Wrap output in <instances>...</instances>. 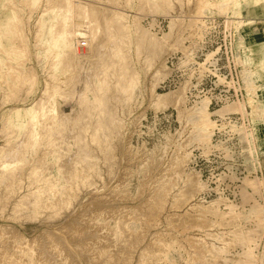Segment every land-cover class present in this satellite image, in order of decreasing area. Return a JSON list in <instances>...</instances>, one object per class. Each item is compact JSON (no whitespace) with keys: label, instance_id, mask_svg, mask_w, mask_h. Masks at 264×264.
Listing matches in <instances>:
<instances>
[{"label":"rangeland","instance_id":"1","mask_svg":"<svg viewBox=\"0 0 264 264\" xmlns=\"http://www.w3.org/2000/svg\"><path fill=\"white\" fill-rule=\"evenodd\" d=\"M74 1L114 10L128 31L114 27L112 41L104 32L90 47L74 36L89 34L85 20L59 26L58 0H0V176L13 170V192L0 199V264H264V0ZM136 20L155 39L171 32L162 54L137 39ZM113 44L138 74L132 85ZM47 84L48 103L77 116L73 131L44 128L35 112ZM173 91L181 106L157 101ZM205 99L208 142L189 111ZM44 152L56 193L38 188L50 179L33 169ZM189 175L203 185L187 198ZM41 195L69 199L57 208Z\"/></svg>","mask_w":264,"mask_h":264},{"label":"bare ground","instance_id":"2","mask_svg":"<svg viewBox=\"0 0 264 264\" xmlns=\"http://www.w3.org/2000/svg\"><path fill=\"white\" fill-rule=\"evenodd\" d=\"M59 1V4L61 5V7H62V10L64 11V17L61 19V22L59 23V26L61 27V28H64V29H71V27L75 24H73V21H74V19L75 18H80V19H83V20H85L86 22H87V24H88V26H89V28H90V32H89V34L87 35L85 32H82V31H80V30H76L75 32H74V36H75V38H79V37H88V40H89V46L90 47H92V46H94L95 45V43L97 42V40H99V38H102V37H104V36H102L101 37V35L104 33V32H108V35H107V37H106V40H108L109 42L110 41H112V40H110V32H111V29L112 28H114V27H116V30H118L119 29V31L118 32H121L120 30H122V29H124V31H125V29L127 30V26H125V25H123V24H119V20H118V15L115 13V12H112V11H114V10H112V11H107V12H103L102 11V9H100L99 7H98V5L96 4V3H90L89 1V3H78V2H75L74 0H58ZM48 2V1H47ZM142 4V3H141ZM105 11V10H104ZM120 11H118V14L120 15V13H119ZM137 17V16H136ZM134 19H136V18H134ZM137 20H138V18H137ZM136 20V21H137ZM121 21V20H120ZM263 21H264V19H263ZM262 21V22H263ZM140 23V22H139ZM139 23H138V21L136 22V23H134L135 24V28H136V31H137V39H139V40H141V41H143V42H145L146 44H148L149 46H150V48H152V50H153V56H155L158 52H160L162 49H163V47L166 45V42H167V40L169 39V37H170V33L171 32H169V33H167V34H165V36L164 37H162L161 39H155L153 36H151V35H153V34H149L147 31H145V29L143 30L142 28H141V24L139 25ZM78 24V23H77ZM151 25L153 26L154 24L153 23H151ZM152 26H148L150 29H152L153 30V28H152ZM129 27V26H128ZM173 28V27H172ZM128 31V30H127ZM135 31V30H134ZM171 31H172V29H171ZM263 34H264V32H263ZM121 36H122V34H121ZM124 36V35H123ZM157 38V37H156ZM84 39V38H83ZM83 39H81V41H80V43L82 42V40ZM104 39V38H103ZM115 40V39H114ZM101 41H103V40H101ZM100 42V41H99ZM114 42H117V41H114ZM79 43V44H80ZM102 43V42H101ZM100 43V44H101ZM119 43V42H118ZM118 43H116V44H118ZM144 43V44H145ZM110 44V43H109ZM108 44V45H109ZM97 46V45H96ZM100 46V45H99ZM99 46L98 47H96V49L97 48H99ZM122 47H124V46H122V45H115L114 46V44H113V48H114V54L115 55H117L120 59H121V62H122V66H121V70H122V74L120 73V79L121 80H123L124 81V84L125 85H132L133 83H135L136 81H137V79H138V74H135V75H132L131 73H130V71H131V69L129 70V65H128V62H127V60H126V56H125V51L123 50V48ZM94 48V47H93ZM106 48V47H105ZM109 48L110 49H112V43L109 45ZM108 48V49H109ZM95 49V50H96ZM95 50H93L94 52H95ZM107 50V49H106ZM163 50H165V49H163ZM163 50H162V52H163ZM78 51H79V46H78ZM100 51V50H99ZM98 51V52H99ZM110 51V50H109ZM113 52V51H112ZM74 53H75V51H74ZM96 53V52H95ZM108 53V52H107ZM106 53V54H107ZM161 53V52H160ZM97 54V53H96ZM103 54V53H102ZM110 54V53H109ZM162 54V53H161ZM93 56H96V55H94V54H92ZM101 56V55H100ZM111 56V55H110ZM105 58H106V56H104ZM160 57V56H159ZM99 59H100V57H98ZM101 58H103V57H101ZM109 58V57H108ZM153 58V57H152ZM104 59V58H103ZM94 60H95V58H94ZM93 60V61H94ZM97 60V59H96ZM105 60V59H104ZM107 60V59H106ZM99 61L100 60H98V63H99ZM153 61V60H152ZM103 63V62H102ZM70 64V63H69ZM73 64V63H72ZM92 64H93V62H92ZM100 64V63H99ZM152 64V63H151ZM74 66V65H73ZM95 66V65H94ZM100 67V66H99ZM69 68V67H68ZM74 68V67H73ZM102 68V67H101ZM149 68V67H148ZM103 69V68H102ZM73 70V69H72ZM90 70V69H89ZM154 70V69H153ZM100 71H101V69H100ZM73 72V71H72ZM133 72V71H132ZM90 73V72H89ZM133 73H135V70H134V72ZM167 73V68H166V66H165V64H163L161 67H159V68H156L155 69V72L153 73L154 75H153V81H155V82H157L158 81V79H160L161 77H163V75H165ZM88 74V73H87ZM70 75H72V74H70ZM79 75V74H78ZM94 74H92V76H93ZM98 75H99V73H98ZM97 75V76H98ZM102 76V75H101ZM72 77V76H71ZM71 77H70V79H71ZM90 77H91V75H90ZM69 78V77H68ZM87 80H88V78H86ZM91 79V78H90ZM90 81V80H89ZM101 81H102V79H101ZM154 82V83H155ZM71 83V82H70ZM93 83H94V81H93ZM153 83V84H154ZM69 84V83H68ZM75 85V84H74ZM46 86V85H45ZM73 86V85H72ZM153 86V85H152ZM61 87V86H60ZM74 87V86H73ZM76 87V86H75ZM154 87V86H153ZM50 88H52L49 84H47V87H46V89L44 90V92L42 93V95H41V97L39 98V100L36 102V104H35V112L37 113V115H38V117L40 118V120L42 121V124L44 125V128H49V129H52L53 127H54V125H57L58 123L57 122H59V125H60V128L62 127L63 129H64V131H67L68 129L70 130V131H73V130H71L70 128L71 127H73V126H75L76 125V123L78 122V119L74 116L75 114H74V112H72V113H63L62 111H60L59 110V108H58V106H57V103H56V101L55 102H53V103H48V99L47 98H49L50 97V95H49V93H50V91L49 90H51ZM133 88V87H132ZM256 88V86H254L253 84H252V89H255ZM56 89V88H55ZM61 90V89H60ZM59 90V91H60ZM63 91V90H62ZM62 91H61V93H62ZM72 91V90H71ZM57 93V90L56 91H52V93ZM182 92H179V94H177V92L175 93L174 91L173 92H170V93H160V92H158V94H157V101L158 102H165L166 100H169L170 102H174V103H172L173 105H180L181 103H182V101H183V94H181ZM156 94V93H155ZM83 97V96H82ZM51 98V97H50ZM97 99H99L98 100V103H99V105H102V103H103V100H104V97H103V95H100ZM168 102V101H167ZM47 104H50V105H47ZM168 104V103H167ZM169 105V104H168ZM103 106V105H102ZM181 106V105H180ZM179 106V107H180ZM101 108V107H100ZM184 110V109H183ZM189 111H192L197 117H195V122H197V123H201V125H203V130L200 132V138H201V140L202 141H204V142H208V141H210L211 140V138H210V127L213 125V121H212V118H211V112H210V110H209V99H205V100H203L202 102H201V104L200 105H198L196 108H192V109H190ZM100 112H102V109L100 110ZM107 115V114H106ZM102 118V117H101ZM39 120V119H38ZM32 122V121H31ZM30 122V123H31ZM56 123V124H55ZM79 123V122H78ZM77 123V124H78ZM33 124V123H32ZM31 124V125H32ZM90 125V124H89ZM89 125H88V127H89ZM97 125V124H96ZM80 126V125H79ZM104 126V125H103ZM33 127V126H32ZM58 127V126H57ZM77 126H75V128H76ZM82 127V126H81ZM240 127V126H239ZM31 128V127H30ZM55 128V127H54ZM32 129V128H31ZM62 129V130H63ZM82 129V128H81ZM101 129V128H100ZM103 129V128H102ZM68 130V131H69ZM201 130V129H200ZM199 130V131H200ZM53 131V130H52ZM102 131V130H101ZM100 131V132H101ZM31 132V131H30ZM40 132V131H39ZM55 132V131H54ZM63 132V131H62ZM33 133V132H32ZM56 133H57V131H56ZM63 133H65L66 135H67V133L68 132H63ZM96 133H98V130H96L95 132H94V134H96ZM41 134H42V132H41ZM41 134H39V135H41ZM58 134V133H57ZM64 134V135H65ZM77 134V132L74 134V135H76ZM37 135L38 134H36V137H37ZM55 135V134H54ZM64 136L65 138L67 137V136ZM110 135V134H109ZM59 136H60V134H59ZM79 135H77V136H75V138L76 137H78ZM95 136V135H94ZM247 136V135H246ZM49 137H50V135H49ZM73 137V136H72ZM199 137V136H198ZM39 138V137H38ZM41 139V138H40ZM60 139V138H59ZM61 139H63V138H61ZM77 140V139H76ZM59 141V140H58ZM8 143L4 146V147H2V149H7L8 147V145H11V144H9V142H10V140L9 141H7ZM61 142V141H60ZM63 143H64V141H62ZM97 142V141H96ZM99 142V141H98ZM203 142V143H204ZM12 144H14V143H12ZM20 144V143H19ZM76 144V143H75ZM16 145V144H15ZM53 145H55V144H53ZM206 145V144H205ZM17 146V145H16ZM56 146V145H55ZM64 145H62V147H63ZM66 146V145H65ZM18 148V147H17ZM63 148H65V147H63ZM13 151H15V152H17V150H13ZM12 151V152H13ZM66 151V150H65ZM12 152L10 151V153L12 154ZM49 152V151H48ZM48 152H44V155H43V157H41L42 159H41V161L43 162V163H41V164H38L37 166H35L33 169H37V170H42L43 168L47 171L46 173H44V172H41L40 174L42 175V176H48L50 179L49 180H47V182H46V180H45V183L43 182L42 184H40L39 185V187L38 188H46V187H48L49 188V190H51V192H55L56 193V191H57V189L55 188L56 187V184L58 183V181L57 180H55L53 177H52V175L50 174V168L48 167V166H45V162H47L46 161V155H47V153ZM61 152L63 153V151H62V149H61ZM14 153V152H13ZM11 154H9V157H10V155ZM49 154V153H48ZM16 156H17V153H16ZM21 156V155H20ZM185 156V155H184ZM188 156V154L186 155V157ZM13 157H14V155H13ZM5 158V157H4ZM18 158V157H17ZM68 158V157H67ZM69 158H70V156H69ZM7 159V158H6ZM40 160V159H39ZM63 160H64V158H63ZM66 160V159H65ZM72 162L71 163H73V167H72V165H70L71 166V169H73L74 168V170L79 174V173H81V170H80V164H79V161L78 160H74L75 162H73V160H71ZM180 162V161H179ZM179 162H177V165H178V163ZM36 163V162H35ZM50 163V162H49ZM60 163V162H59ZM63 163V162H62ZM61 163V164H62ZM65 163V162H64ZM70 163V164H71ZM181 164H182V162H181ZM18 165V164H17ZM17 165H15V167H17ZM47 165V164H46ZM63 166H64V164H62ZM62 165H61V167H62ZM68 165V164H67ZM40 166V167H39ZM60 166V165H59ZM69 166V165H68ZM182 167V166H181ZM12 168V167H11ZM15 169V168H14ZM68 169H70V168H68ZM184 170V169H183ZM2 171V170H1ZM11 171V170H10ZM9 171V169H8V171H6L5 173H4V175L3 176H0V199L2 198V197H4L5 198V196H6V194L8 193V191H10V192H13V189H11V190H9V188L11 187L12 188V183H10L11 181V179H10V177L11 176H9V175H11V174H8V175H6L7 173H9L10 172ZM13 171V170H12ZM11 171V172H12ZM33 172H34V170H32ZM37 172V171H36ZM35 172V173H36ZM73 173V172H72ZM74 175V174H73ZM76 175V174H75ZM74 175V176H75ZM38 176H39V174H38ZM73 176V177H74ZM197 177V176H196ZM13 178V177H12ZM39 178V177H38ZM44 178V177H43ZM46 178V177H45ZM40 179V178H39ZM47 179V178H46ZM41 180H43V179H41ZM12 182H14L13 181V179H12ZM42 182V181H41ZM17 183V182H16ZM174 183V182H173ZM185 189L187 190H192L193 191V189H195L194 187L195 186H197V187H199L198 189H200V187L203 185L202 183H200L199 182V180L198 179H196L195 177H192V176H190L189 175V178L187 179V180H185ZM201 185V186H200ZM72 187V186H71ZM197 187H196V189H197ZM72 190L71 191H73L74 192V190H73V187L71 188ZM68 190V189H67ZM184 191V190H182V191H184V193L182 194V196L184 197H186L187 196V198H188V195H189V193H188V190L187 191ZM201 190V189H200ZM7 191V193L5 194V192ZM42 191V190H41ZM181 191V192H182ZM32 193L33 192H29V193H27L25 196H27L28 197V195H32ZM66 193L67 194H69L70 192L69 191H66ZM191 194H192V192H190ZM8 194H10V193H8ZM43 194V193H42ZM54 194V193H53ZM59 194V193H58ZM73 194V193H72ZM12 195V194H11ZM30 195V196H31ZM45 195V194H44ZM55 195V194H54ZM9 196V195H8ZM56 196V195H55ZM41 197H42V203H43V206L45 205V206H54V207H56V205H57V208L60 206L59 204H61L62 202H66L67 201V199H69V198H67V195H65V196H57L56 198H55V200H53V201H48V199H49V197L48 196H46V197H44V196H42L41 195ZM69 197V196H68ZM35 198H37V197H35ZM35 198H33V199H31L32 201H29L30 202V207H31V209H33V210H36L37 209V206L39 207V205H38V203H36V199ZM71 200V199H70ZM35 201V202H34ZM217 201V200H216ZM41 202V201H40ZM219 202V201H218ZM217 202V203H218ZM68 203H69V201H68ZM25 205V203H23L22 201L21 202H18V203H16L15 204V210L17 209H22V207ZM29 205V204H28ZM41 205V204H40ZM62 205H64V204H62ZM215 205L216 204H214V203H212L211 205H207L208 207H204V206H200L201 208H208V209H212V208H214L215 207ZM206 206V205H205ZM29 207V206H28ZM27 207V208H28ZM29 207V208H30ZM48 208V207H47ZM197 208V207H196ZM202 211H204V209H201ZM205 212V211H204ZM126 220V219H125ZM26 241V240H25ZM166 243V242H165ZM27 244V243H26ZM31 245V244H30ZM29 245V246H30ZM25 248V247H24ZM215 248H216V246H215ZM21 249V248H20ZM166 249V248H165ZM28 251V250H27ZM164 253V252H163ZM18 258V257H17ZM16 258V259H17ZM142 260V259H141ZM13 262V261H12ZM18 262V261H17ZM16 262V263H17ZM13 264H15V263H13ZM25 264V263H24Z\"/></svg>","mask_w":264,"mask_h":264},{"label":"built area","instance_id":"3","mask_svg":"<svg viewBox=\"0 0 264 264\" xmlns=\"http://www.w3.org/2000/svg\"><path fill=\"white\" fill-rule=\"evenodd\" d=\"M153 24L154 25L153 26L151 25V26L154 29H156V28L160 29L161 26H160V24H157L156 21H154ZM262 29H263V32H264V21L262 22ZM85 45H87V41L86 40H82V42L79 44V47H85Z\"/></svg>","mask_w":264,"mask_h":264}]
</instances>
